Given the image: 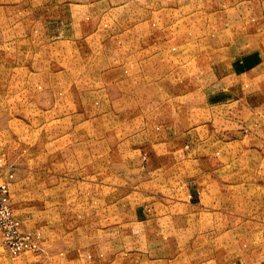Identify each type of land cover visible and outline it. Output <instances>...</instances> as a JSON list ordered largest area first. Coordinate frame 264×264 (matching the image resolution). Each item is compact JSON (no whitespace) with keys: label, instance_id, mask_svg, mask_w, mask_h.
Returning <instances> with one entry per match:
<instances>
[{"label":"rangeland","instance_id":"374dc122","mask_svg":"<svg viewBox=\"0 0 264 264\" xmlns=\"http://www.w3.org/2000/svg\"><path fill=\"white\" fill-rule=\"evenodd\" d=\"M0 183V264H264V0H0Z\"/></svg>","mask_w":264,"mask_h":264},{"label":"built area","instance_id":"2783aa9c","mask_svg":"<svg viewBox=\"0 0 264 264\" xmlns=\"http://www.w3.org/2000/svg\"><path fill=\"white\" fill-rule=\"evenodd\" d=\"M0 231L8 249L14 253L24 252L35 246L29 237L23 236L19 223L13 216L6 183H0Z\"/></svg>","mask_w":264,"mask_h":264},{"label":"crops","instance_id":"0c3cea01","mask_svg":"<svg viewBox=\"0 0 264 264\" xmlns=\"http://www.w3.org/2000/svg\"><path fill=\"white\" fill-rule=\"evenodd\" d=\"M250 148L252 149V148H254V147H250ZM257 150H258V152L262 153V152H261V149H257Z\"/></svg>","mask_w":264,"mask_h":264}]
</instances>
